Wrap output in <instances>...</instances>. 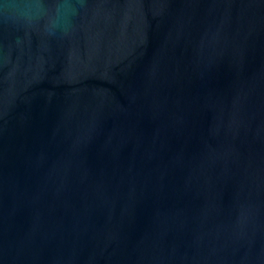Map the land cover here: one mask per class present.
I'll use <instances>...</instances> for the list:
<instances>
[{
    "label": "water",
    "instance_id": "1",
    "mask_svg": "<svg viewBox=\"0 0 264 264\" xmlns=\"http://www.w3.org/2000/svg\"><path fill=\"white\" fill-rule=\"evenodd\" d=\"M74 3L0 23V264H264V0Z\"/></svg>",
    "mask_w": 264,
    "mask_h": 264
},
{
    "label": "clouds",
    "instance_id": "2",
    "mask_svg": "<svg viewBox=\"0 0 264 264\" xmlns=\"http://www.w3.org/2000/svg\"><path fill=\"white\" fill-rule=\"evenodd\" d=\"M75 11L74 0H0V23L13 29L31 30L42 26L50 36L68 32V21Z\"/></svg>",
    "mask_w": 264,
    "mask_h": 264
}]
</instances>
